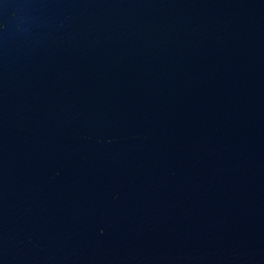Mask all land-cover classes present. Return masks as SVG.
Returning <instances> with one entry per match:
<instances>
[{
	"label": "water",
	"instance_id": "1",
	"mask_svg": "<svg viewBox=\"0 0 264 264\" xmlns=\"http://www.w3.org/2000/svg\"><path fill=\"white\" fill-rule=\"evenodd\" d=\"M0 264H264V0H0Z\"/></svg>",
	"mask_w": 264,
	"mask_h": 264
}]
</instances>
